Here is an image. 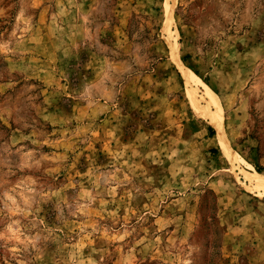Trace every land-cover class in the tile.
Instances as JSON below:
<instances>
[{"label": "rangeland", "instance_id": "rangeland-1", "mask_svg": "<svg viewBox=\"0 0 264 264\" xmlns=\"http://www.w3.org/2000/svg\"><path fill=\"white\" fill-rule=\"evenodd\" d=\"M0 264H264V0H0Z\"/></svg>", "mask_w": 264, "mask_h": 264}, {"label": "bare ground", "instance_id": "bare-ground-1", "mask_svg": "<svg viewBox=\"0 0 264 264\" xmlns=\"http://www.w3.org/2000/svg\"><path fill=\"white\" fill-rule=\"evenodd\" d=\"M178 60H179V58H178ZM179 62H180V60H179ZM184 73H185V75L187 77H190L192 79H196L197 81L201 82L202 85L204 86V89L206 90L207 93H209L210 95H213L214 94L212 92V90L202 80H200V78L197 75H195L193 72H191V70L185 69L184 72H183V74ZM188 81H190V80L188 79ZM211 103H213V105H214V107L216 109V111L214 113V118H215V121H216V126H217V129H218V136L220 137L221 145L224 148L225 152L227 154H229V147H228V145L226 143L227 141L225 139V136H224V133H223V127H222L221 105H220V103L218 101H216L214 99H211ZM249 177L255 182V184L257 186L263 185L261 183V180H260V177L261 176H260V173L259 172H257V171L249 172Z\"/></svg>", "mask_w": 264, "mask_h": 264}, {"label": "trees", "instance_id": "trees-1", "mask_svg": "<svg viewBox=\"0 0 264 264\" xmlns=\"http://www.w3.org/2000/svg\"><path fill=\"white\" fill-rule=\"evenodd\" d=\"M195 72V71H194ZM196 73V72H195ZM205 82H206V80H205ZM207 133H208V136L209 137H211V136H213L214 135V128L211 126V125H208L207 126ZM209 152H211V153H213V154H216L217 153V148L216 147H211V148H209ZM257 169V170H256ZM256 171H258V172H260V171H262L263 169L262 168H260V167H256Z\"/></svg>", "mask_w": 264, "mask_h": 264}, {"label": "crops", "instance_id": "crops-1", "mask_svg": "<svg viewBox=\"0 0 264 264\" xmlns=\"http://www.w3.org/2000/svg\"><path fill=\"white\" fill-rule=\"evenodd\" d=\"M210 125V124H209ZM212 126V125H211ZM213 127V126H212ZM214 135H215V133H214Z\"/></svg>", "mask_w": 264, "mask_h": 264}]
</instances>
